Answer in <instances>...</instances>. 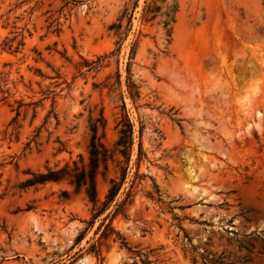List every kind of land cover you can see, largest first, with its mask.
<instances>
[{
    "label": "rangeland",
    "instance_id": "rangeland-1",
    "mask_svg": "<svg viewBox=\"0 0 264 264\" xmlns=\"http://www.w3.org/2000/svg\"><path fill=\"white\" fill-rule=\"evenodd\" d=\"M0 264H264V0H0Z\"/></svg>",
    "mask_w": 264,
    "mask_h": 264
},
{
    "label": "trees",
    "instance_id": "trees-1",
    "mask_svg": "<svg viewBox=\"0 0 264 264\" xmlns=\"http://www.w3.org/2000/svg\"><path fill=\"white\" fill-rule=\"evenodd\" d=\"M133 137H134V128L133 124L128 120L127 123L121 128L120 136L116 143L119 152L124 156L129 158L128 151L133 146ZM143 155V151L141 146L139 147L138 151V158L137 162L140 161L141 156ZM109 153L108 150L100 143L97 142V130L94 128L92 141L90 143L89 149V163L87 166L83 167L82 169H78L77 167L74 170H71L68 166L58 170V171H49L47 174L42 175L39 177V180L35 183H43L47 181H59L60 175L62 177H69L70 182L76 188H84L87 198L93 204L95 215L93 218L96 220L100 217L109 205L114 202L115 198L119 194L123 183L125 181V173L124 179L118 182L116 178L111 179L110 181V188L108 190V194L106 196V201L102 203V207H99V199L97 195V186H96V179L97 175L100 171L101 165L104 166L105 169L108 167V160H109ZM129 161V159H127ZM128 192L126 195H129ZM109 215L107 216V218ZM107 226V225H105Z\"/></svg>",
    "mask_w": 264,
    "mask_h": 264
}]
</instances>
